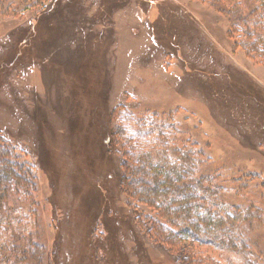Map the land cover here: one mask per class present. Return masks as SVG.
Here are the masks:
<instances>
[{"label":"rangeland","instance_id":"374dc122","mask_svg":"<svg viewBox=\"0 0 264 264\" xmlns=\"http://www.w3.org/2000/svg\"><path fill=\"white\" fill-rule=\"evenodd\" d=\"M253 4L0 0V137L35 176L24 209L42 264H182L122 187L124 112L174 124L248 213L252 256L189 245L264 264V31L247 37L236 17Z\"/></svg>","mask_w":264,"mask_h":264},{"label":"trees","instance_id":"16d2710c","mask_svg":"<svg viewBox=\"0 0 264 264\" xmlns=\"http://www.w3.org/2000/svg\"><path fill=\"white\" fill-rule=\"evenodd\" d=\"M231 1L210 0L221 11H227ZM246 2L254 4L236 14L244 28L238 30L259 39L264 31V0ZM152 118L119 113L112 130L122 157V187L132 201L148 209L141 218L150 223L154 236L170 249L183 247L182 264H220L189 243L240 258L252 256L248 213L226 202L222 186L204 169L205 152L188 139L177 144L174 124ZM21 155L0 137V264H42L45 258V245L30 231L25 214L24 196L36 183L32 167Z\"/></svg>","mask_w":264,"mask_h":264}]
</instances>
